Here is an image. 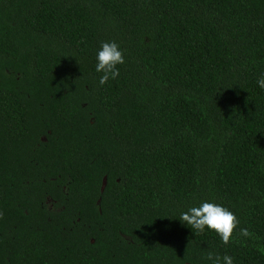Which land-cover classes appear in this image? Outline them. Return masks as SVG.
Returning a JSON list of instances; mask_svg holds the SVG:
<instances>
[{
  "label": "trees",
  "instance_id": "16d2710c",
  "mask_svg": "<svg viewBox=\"0 0 264 264\" xmlns=\"http://www.w3.org/2000/svg\"><path fill=\"white\" fill-rule=\"evenodd\" d=\"M261 74L264 0H0V264H264Z\"/></svg>",
  "mask_w": 264,
  "mask_h": 264
},
{
  "label": "clouds",
  "instance_id": "9594fccd",
  "mask_svg": "<svg viewBox=\"0 0 264 264\" xmlns=\"http://www.w3.org/2000/svg\"><path fill=\"white\" fill-rule=\"evenodd\" d=\"M95 71L99 73V85L104 86L110 80H115L120 75L118 65L125 63V56L116 41H101L96 51ZM256 84L264 89V74H261ZM182 224L190 227L193 232L203 233L206 229L215 232L223 244H229L233 239L234 230L240 224L237 215L222 204L203 201L198 205L187 208L179 214ZM239 235L246 239H259L249 228H239ZM260 250L264 251V246ZM204 259L208 264H235V258L227 253L207 252Z\"/></svg>",
  "mask_w": 264,
  "mask_h": 264
},
{
  "label": "water",
  "instance_id": "95a60500",
  "mask_svg": "<svg viewBox=\"0 0 264 264\" xmlns=\"http://www.w3.org/2000/svg\"><path fill=\"white\" fill-rule=\"evenodd\" d=\"M106 185V179L104 180V186Z\"/></svg>",
  "mask_w": 264,
  "mask_h": 264
}]
</instances>
